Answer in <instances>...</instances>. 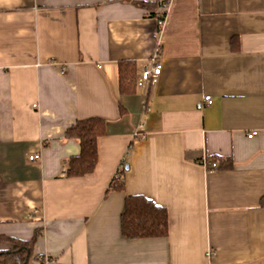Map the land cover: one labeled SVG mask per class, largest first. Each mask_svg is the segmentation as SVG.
Returning a JSON list of instances; mask_svg holds the SVG:
<instances>
[{"label":"crops","instance_id":"1","mask_svg":"<svg viewBox=\"0 0 264 264\" xmlns=\"http://www.w3.org/2000/svg\"><path fill=\"white\" fill-rule=\"evenodd\" d=\"M165 1L0 0V236L40 232L29 264H264V0H170L162 24L140 7ZM154 58L158 81L122 95L119 64ZM89 118L107 133L72 178L66 129ZM218 156L233 169L200 165ZM134 195L168 236L124 237Z\"/></svg>","mask_w":264,"mask_h":264},{"label":"trees","instance_id":"2","mask_svg":"<svg viewBox=\"0 0 264 264\" xmlns=\"http://www.w3.org/2000/svg\"><path fill=\"white\" fill-rule=\"evenodd\" d=\"M168 1L166 0L162 6L166 7ZM158 6V3L141 2L140 4V7L149 11L153 17L159 15L153 13ZM118 72L120 93L125 96L136 94L139 79L137 64L133 61L121 62ZM106 133V121L99 118L77 121L66 129L65 138L76 140L81 146L80 154L67 160L66 174L69 177H84L95 170L99 161L97 142ZM208 159L217 164V171L233 169V161L230 158L218 156ZM120 172L119 178L114 179L110 185L112 191L120 192L125 188L122 178L125 173L124 168ZM125 200L121 214V229L124 237L136 240L168 236L169 215L165 207L142 195L128 196ZM260 208H264V196ZM39 235L40 232L36 231L35 236L30 240L0 236V245H9L7 249H0V264H29Z\"/></svg>","mask_w":264,"mask_h":264},{"label":"built area","instance_id":"3","mask_svg":"<svg viewBox=\"0 0 264 264\" xmlns=\"http://www.w3.org/2000/svg\"><path fill=\"white\" fill-rule=\"evenodd\" d=\"M169 3L170 0L168 1V4ZM166 16H167L166 7H164L163 11L160 12L158 15L160 24H162L165 21ZM161 73H162V64L159 60H157V58H154L149 65L144 66V68L141 69L140 77L138 79L137 85L139 87H144L145 84H154L158 81V78L161 75ZM206 103L207 105L211 106L213 104V98L211 96H206ZM257 134H258L257 132H252L247 136L248 138H253L257 136ZM38 159H40L39 155H32V157H30V161L38 160ZM200 165L208 172H213L217 169V164L209 161V159L206 157L202 159ZM63 171L64 173H66L67 170L64 169ZM207 255L208 258H211L213 256V254L210 251L207 253ZM53 263H55V260H53L51 257L50 258L44 257V264H53Z\"/></svg>","mask_w":264,"mask_h":264},{"label":"water","instance_id":"4","mask_svg":"<svg viewBox=\"0 0 264 264\" xmlns=\"http://www.w3.org/2000/svg\"><path fill=\"white\" fill-rule=\"evenodd\" d=\"M127 169V168H126Z\"/></svg>","mask_w":264,"mask_h":264}]
</instances>
